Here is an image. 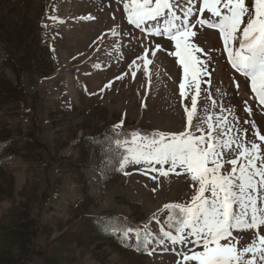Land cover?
Instances as JSON below:
<instances>
[{
	"label": "rangeland",
	"instance_id": "374dc122",
	"mask_svg": "<svg viewBox=\"0 0 264 264\" xmlns=\"http://www.w3.org/2000/svg\"><path fill=\"white\" fill-rule=\"evenodd\" d=\"M126 2L19 0L15 6L0 0V18L44 26V43L31 41L26 67L17 69L25 94L0 103V264H177V252L194 248L157 242L163 231L173 230L169 217L175 213L165 205L191 203L196 188L190 174L177 168L154 180L159 174L148 165L121 168L136 147L133 133L185 131V106L191 108L194 95V89H186L188 98L180 94L183 67L169 54L175 42L152 31L165 17L137 28L127 19ZM247 2L251 7L252 0ZM203 16L211 18L207 11ZM194 30L191 39L203 49L196 54L207 62L210 76H201L193 120L200 129L191 130L211 132L219 142L244 138L247 129L246 139L264 150L253 135L257 128L264 135V105L252 95L250 80L232 68L217 29L197 25ZM146 49L153 60L147 69L138 59ZM6 72L15 78L11 68ZM111 131L116 139L105 147L103 136ZM107 147L121 158L112 171L96 151ZM223 151L225 159L236 156ZM230 168L225 164V173ZM128 227L134 231L125 238ZM137 229L141 239L145 233L156 238L147 250L142 244L137 250ZM233 235L242 248L256 233Z\"/></svg>",
	"mask_w": 264,
	"mask_h": 264
},
{
	"label": "snow or ice",
	"instance_id": "6c2138e0",
	"mask_svg": "<svg viewBox=\"0 0 264 264\" xmlns=\"http://www.w3.org/2000/svg\"><path fill=\"white\" fill-rule=\"evenodd\" d=\"M198 3L201 6L197 7ZM124 10L129 23L137 28L147 21L165 17L163 26L152 31L175 42V51L169 54L177 57L183 67V81L179 85L181 96L188 98L186 89H194L191 108L185 106L187 129L179 133H133L136 147L129 149V155L121 163V168L128 163L148 165L151 172L159 174L152 176L154 180L159 176L167 177L180 168L195 182L196 192L190 204L165 205L175 213L169 217L174 221L173 230L163 231L157 242L167 240L172 245L192 244L202 249L177 252L180 257L177 264H264V234L260 233L264 228V150L261 144L255 139H246L247 129L243 130L244 138L230 136L219 142L211 132L205 136L195 135L191 130L193 127L200 129L193 120L198 111L201 76H210L207 62L196 54L203 49L191 39L197 35L194 30L197 25L219 31L232 68L250 80L252 92L259 104L264 105V0H252L251 7L247 0H128ZM205 11L211 18H204ZM116 34L113 31V35ZM160 48L156 45V50ZM149 56L146 49L138 57L145 69L153 63ZM151 56H155V51ZM132 75L135 76V72ZM246 111L250 113L252 109L246 107ZM211 120L208 117L210 129L213 127ZM221 123L228 125L223 118ZM253 135L264 142V135L258 128ZM225 148L235 151V158L225 159ZM225 164L231 165L226 173ZM164 165L168 166L167 170ZM248 230L255 231V238L242 248L238 247L240 241L233 232ZM133 231L128 227L123 236L128 238ZM136 233L140 241L137 250L141 244L147 250L150 240L156 239L147 233L141 239L138 229Z\"/></svg>",
	"mask_w": 264,
	"mask_h": 264
},
{
	"label": "trees",
	"instance_id": "16d2710c",
	"mask_svg": "<svg viewBox=\"0 0 264 264\" xmlns=\"http://www.w3.org/2000/svg\"><path fill=\"white\" fill-rule=\"evenodd\" d=\"M9 1L15 6H17L19 2V0ZM24 25L20 20H18L17 24L10 20L0 18V103L2 99H6L9 95L19 98L22 94H25L24 86L18 74H16L17 69L24 64L26 67L28 57L25 56L24 52L27 48L29 50L31 47L30 42L36 41L37 44L43 42L42 35L44 26L41 23L38 24L37 29L32 25L28 26L26 23ZM35 34L37 39H35ZM14 54H16L18 58H16ZM10 68L15 73L14 79L10 78L6 72V70ZM107 133L108 135L103 136L105 147L111 145L116 139L112 131ZM96 151L102 160H107L106 164L110 171L120 165L121 158L117 160L116 154L118 150L115 148L107 147L106 151L103 149H96ZM125 229L126 228H123V231Z\"/></svg>",
	"mask_w": 264,
	"mask_h": 264
},
{
	"label": "bare ground",
	"instance_id": "6f19581e",
	"mask_svg": "<svg viewBox=\"0 0 264 264\" xmlns=\"http://www.w3.org/2000/svg\"><path fill=\"white\" fill-rule=\"evenodd\" d=\"M70 6V2L66 5V8H68ZM253 104V103H252ZM263 108V107H262ZM246 113V112H245Z\"/></svg>",
	"mask_w": 264,
	"mask_h": 264
}]
</instances>
